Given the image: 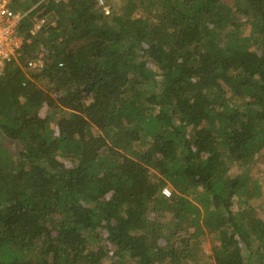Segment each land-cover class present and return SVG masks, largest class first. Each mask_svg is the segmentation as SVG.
<instances>
[{"label":"trees","instance_id":"obj_1","mask_svg":"<svg viewBox=\"0 0 264 264\" xmlns=\"http://www.w3.org/2000/svg\"><path fill=\"white\" fill-rule=\"evenodd\" d=\"M105 3L14 2L0 264H264V0Z\"/></svg>","mask_w":264,"mask_h":264},{"label":"built area","instance_id":"obj_2","mask_svg":"<svg viewBox=\"0 0 264 264\" xmlns=\"http://www.w3.org/2000/svg\"><path fill=\"white\" fill-rule=\"evenodd\" d=\"M14 2L15 0H0V75L6 64L18 57L24 42L23 35L18 32V26L27 12L15 8ZM98 3L103 6L106 13L109 12L105 0H98ZM44 24L45 18L35 17L33 26L29 29L30 34H36ZM35 65L41 67L42 59H38Z\"/></svg>","mask_w":264,"mask_h":264},{"label":"rangeland","instance_id":"obj_3","mask_svg":"<svg viewBox=\"0 0 264 264\" xmlns=\"http://www.w3.org/2000/svg\"><path fill=\"white\" fill-rule=\"evenodd\" d=\"M247 30H249V29L247 28L246 32H247ZM249 42H251V41L250 40L245 41L243 44L245 46L250 47V44L252 42L251 43H249ZM250 48H252V47H250ZM34 66H36V65H34ZM167 110L170 114L173 113L172 106H168ZM55 125H56V120L51 121V127L54 128ZM252 173H254V176L257 177L259 179V181L262 182V184H259V186L261 187L262 193L259 196L252 195L251 198L249 199V201L247 202L248 205L244 204V206L246 208L248 206L253 208V210H255V212L257 213V216L264 215V157L256 163V166L253 167ZM234 207H236V206H234ZM215 243H216L215 237L213 235H211V234L202 235L201 236V242H200L201 250H200L199 254L197 255V257L199 259L203 258L204 260L208 259V256L211 253V248ZM189 260H191V259H189ZM246 261L249 264H262L258 260L257 253H254L253 255H251V257L249 259H247ZM129 264H134V263H129Z\"/></svg>","mask_w":264,"mask_h":264}]
</instances>
